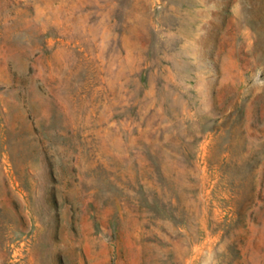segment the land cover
<instances>
[{
	"label": "rangeland",
	"instance_id": "1",
	"mask_svg": "<svg viewBox=\"0 0 264 264\" xmlns=\"http://www.w3.org/2000/svg\"><path fill=\"white\" fill-rule=\"evenodd\" d=\"M0 264H264V0H0Z\"/></svg>",
	"mask_w": 264,
	"mask_h": 264
}]
</instances>
